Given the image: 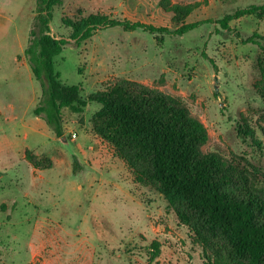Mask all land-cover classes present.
Returning <instances> with one entry per match:
<instances>
[{
    "label": "rangeland",
    "instance_id": "374dc122",
    "mask_svg": "<svg viewBox=\"0 0 264 264\" xmlns=\"http://www.w3.org/2000/svg\"><path fill=\"white\" fill-rule=\"evenodd\" d=\"M170 1L199 5L185 22H212L182 36L108 28L77 46L63 19L102 13L174 30L173 13L162 0H65L51 23L69 41L56 69L85 98L132 81L184 106L208 130L204 152L264 195V51L245 42L264 37V18L233 20L228 30L214 22L264 0ZM36 6L0 0V264H210L164 196L135 183L96 136L100 104L63 110L65 141L34 114L42 88L24 52Z\"/></svg>",
    "mask_w": 264,
    "mask_h": 264
},
{
    "label": "trees",
    "instance_id": "16d2710c",
    "mask_svg": "<svg viewBox=\"0 0 264 264\" xmlns=\"http://www.w3.org/2000/svg\"><path fill=\"white\" fill-rule=\"evenodd\" d=\"M64 2L37 0L24 52L42 88L34 114L63 138L64 109L80 114L90 103L100 104L92 117L94 133L113 147L135 183L153 187L164 196L180 223L201 241L210 264H221L222 257L227 264H264V195L254 190L246 177L230 171L220 154L204 152L209 133L198 117L164 94L136 82L120 81L87 98L80 85L63 82L56 58L69 41L53 35L51 23L55 8ZM162 2L173 13L174 30L102 13L77 21L63 20L71 28L70 39L77 46L108 28L182 36L212 22H185L198 4ZM247 16L264 18V4L237 9L214 22L228 30L233 20ZM259 40L264 37L256 33L245 42L259 45L264 51ZM153 248V258H157V243Z\"/></svg>",
    "mask_w": 264,
    "mask_h": 264
},
{
    "label": "water",
    "instance_id": "95a60500",
    "mask_svg": "<svg viewBox=\"0 0 264 264\" xmlns=\"http://www.w3.org/2000/svg\"><path fill=\"white\" fill-rule=\"evenodd\" d=\"M62 141H65V138H62Z\"/></svg>",
    "mask_w": 264,
    "mask_h": 264
},
{
    "label": "crops",
    "instance_id": "0c3cea01",
    "mask_svg": "<svg viewBox=\"0 0 264 264\" xmlns=\"http://www.w3.org/2000/svg\"><path fill=\"white\" fill-rule=\"evenodd\" d=\"M97 136V135H96ZM101 139V138H100ZM102 140V139H101ZM103 141V140H102ZM104 142V141H103ZM106 143V142H105Z\"/></svg>",
    "mask_w": 264,
    "mask_h": 264
},
{
    "label": "built area",
    "instance_id": "2783aa9c",
    "mask_svg": "<svg viewBox=\"0 0 264 264\" xmlns=\"http://www.w3.org/2000/svg\"><path fill=\"white\" fill-rule=\"evenodd\" d=\"M74 137H76V135H73Z\"/></svg>",
    "mask_w": 264,
    "mask_h": 264
}]
</instances>
